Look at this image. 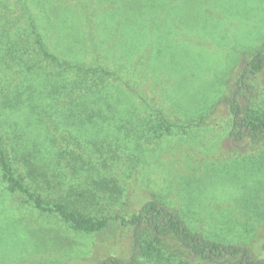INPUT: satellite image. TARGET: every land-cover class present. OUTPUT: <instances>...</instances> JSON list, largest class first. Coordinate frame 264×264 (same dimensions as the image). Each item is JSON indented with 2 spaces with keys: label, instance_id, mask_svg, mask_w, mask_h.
<instances>
[{
  "label": "rangeland",
  "instance_id": "obj_1",
  "mask_svg": "<svg viewBox=\"0 0 264 264\" xmlns=\"http://www.w3.org/2000/svg\"><path fill=\"white\" fill-rule=\"evenodd\" d=\"M26 1L11 0V9L0 10V35L8 37L26 25ZM62 3L70 7L54 15L40 6L33 11L47 49L112 73L98 72L80 97L74 95L80 83L70 74L66 81L72 97L55 94L40 106L33 101L26 106L14 87L32 88L45 79L31 73L24 77L18 65L14 72L0 67V132L16 140L18 149L37 151L41 162H55L60 158L55 141L75 137L55 125L57 111L76 104L81 114H90L91 108L107 105L105 92L111 97L112 91L111 106L103 110L112 118L113 131L98 137L110 144L103 149L109 163L102 165L103 157L95 173L114 178L122 191L104 194L97 212L108 219L104 228L81 231L57 213L25 202L21 192L9 191L0 168V264H96L111 255L129 260L136 251L133 228L115 216L150 198L177 211L193 230L264 252L259 247L264 238V137L256 144L233 142L232 116L223 101L249 57L264 51V0ZM256 84L248 104L242 103L263 110L264 69ZM85 138L97 141L96 135ZM85 177L74 173L65 184Z\"/></svg>",
  "mask_w": 264,
  "mask_h": 264
},
{
  "label": "trees",
  "instance_id": "obj_2",
  "mask_svg": "<svg viewBox=\"0 0 264 264\" xmlns=\"http://www.w3.org/2000/svg\"><path fill=\"white\" fill-rule=\"evenodd\" d=\"M62 2L63 0L26 1V25L15 28L8 37L0 35L2 69L18 71L16 68L18 65L19 68L24 69L22 70L24 77H29L27 73H31L32 77L36 74V77L45 79L40 85L32 84V88H28L31 84L22 85L21 89L14 87L19 91L18 101L21 100L20 103L26 106L29 101L40 106L41 101L47 102V99H51L49 96L53 95L54 99L55 94L59 99V95L63 96V93L72 97L69 83L66 81L70 74L80 83L81 90H77L74 94L80 97L88 87L85 84L89 85L97 81L98 72L112 73L102 67H86L72 62L47 49L33 11L40 6L43 13L48 16L54 15L58 12V8L70 7ZM13 6L11 0H0V10L11 9ZM47 19L51 24L53 23L49 18ZM263 69L264 51L258 50L247 60L240 76L234 82L231 95L223 99L232 116L229 136L233 142L247 140L256 144L264 137V109L247 108L248 105L244 106L242 103L243 100L247 103L250 94L256 92L257 76ZM2 76L1 74V79L6 82V77ZM95 86L98 87L99 83L97 82ZM112 95L111 91V97ZM111 97L110 92L106 91L107 105L102 104L101 108L111 106ZM78 99L80 98H76L75 101ZM97 99L102 100V97L97 95ZM67 103L71 102L67 101ZM9 106L13 105L9 104ZM67 109L68 111L62 107L57 111L55 125L68 131V134L73 133L75 137L63 136V139L55 141L60 147L58 151L60 158L55 162L51 159L45 163L41 162L37 158V151L23 147L18 149L13 143L16 140L3 131L0 132L2 178L7 182L9 191L21 192L25 202L31 203L41 211L57 213L73 229L99 231L107 225L108 220L97 216L103 204L104 194L107 195L114 190L122 191L114 178L102 176L100 172L95 173L96 162L101 163V159L106 156L104 150L107 149V145L110 147V144L100 142L101 139L99 140L98 137L113 131L112 125L110 126L112 118H109L107 111L100 108H91L92 112L85 115L77 110L76 104ZM33 112L36 113L37 109ZM166 129L169 131L168 127ZM89 134L96 135L97 141L91 143V139L85 138L87 141L82 139ZM89 151L94 152V156ZM96 151L100 152L98 156H95ZM108 163L106 156L101 164L108 165ZM74 173L80 177L88 175V178L85 177L78 184L73 183L75 180L69 181L73 184H65L66 176L73 177ZM115 218L133 228L136 251L129 260L111 255L96 264H264V252L259 253L258 247L246 243L224 242L211 238L201 231L193 230L177 211L158 199L150 198L138 209L117 213ZM261 242L259 247L264 248V238Z\"/></svg>",
  "mask_w": 264,
  "mask_h": 264
}]
</instances>
